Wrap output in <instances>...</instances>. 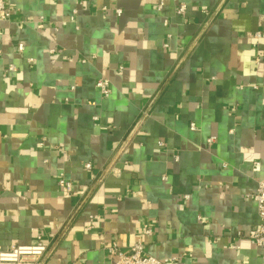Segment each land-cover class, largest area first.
<instances>
[{
	"label": "crops",
	"instance_id": "1",
	"mask_svg": "<svg viewBox=\"0 0 264 264\" xmlns=\"http://www.w3.org/2000/svg\"><path fill=\"white\" fill-rule=\"evenodd\" d=\"M9 7L0 247L40 241L42 264H112L110 245L142 240L168 264H264L247 235L264 178V0Z\"/></svg>",
	"mask_w": 264,
	"mask_h": 264
},
{
	"label": "built area",
	"instance_id": "2",
	"mask_svg": "<svg viewBox=\"0 0 264 264\" xmlns=\"http://www.w3.org/2000/svg\"><path fill=\"white\" fill-rule=\"evenodd\" d=\"M80 2L82 0H79ZM162 3L158 5V8H162ZM186 9L184 3L180 4L178 11L183 13ZM11 9L9 7V0H0V20H6L10 17ZM121 11L118 10V13ZM20 50L23 49V45L18 46ZM14 66H10V69L14 70ZM96 86L103 95H109L110 93V80L108 78H100L96 82ZM195 123L190 124V129L195 130ZM214 137L208 139L212 142ZM89 168L90 164H86ZM62 186L65 189H72V182L60 180ZM188 195L185 196L188 199ZM252 199L256 202L260 223L257 226L251 228L247 235L251 238L258 246H264V178L258 180L255 191L252 194ZM145 232L151 233V228L146 225ZM47 246L42 242H38L34 245H12L7 249H2L0 247V262H17L22 263L26 261H32L36 264H42V262H37L47 251ZM108 252L114 257L112 264H168L177 260V258H157L145 252L144 243L142 240L136 241L127 251H123L117 244H112L108 247Z\"/></svg>",
	"mask_w": 264,
	"mask_h": 264
}]
</instances>
